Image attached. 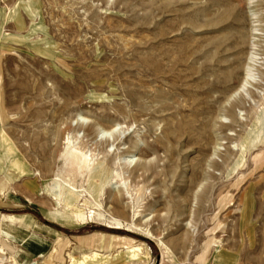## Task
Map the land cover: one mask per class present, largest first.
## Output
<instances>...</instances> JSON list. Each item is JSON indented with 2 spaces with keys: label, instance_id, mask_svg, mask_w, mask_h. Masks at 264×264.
<instances>
[{
  "label": "rangeland",
  "instance_id": "obj_1",
  "mask_svg": "<svg viewBox=\"0 0 264 264\" xmlns=\"http://www.w3.org/2000/svg\"><path fill=\"white\" fill-rule=\"evenodd\" d=\"M230 7L242 123L225 91L204 95L233 51H198L234 32L198 19ZM77 117L138 141L131 163L113 147L92 184L73 174L67 147L103 158ZM1 135L0 264H264V0H0ZM57 177L71 202L52 197Z\"/></svg>",
  "mask_w": 264,
  "mask_h": 264
},
{
  "label": "bare ground",
  "instance_id": "obj_2",
  "mask_svg": "<svg viewBox=\"0 0 264 264\" xmlns=\"http://www.w3.org/2000/svg\"><path fill=\"white\" fill-rule=\"evenodd\" d=\"M239 15L240 14H238L237 11H234V9L232 7H230L228 9V11H224L223 10L220 13H218V15H215V16L206 15V16H208L207 18L198 19V21H197L198 22L197 23V27H199V28H207V27H209V28L216 27L217 28L219 26L228 25L229 24L231 29L234 31L232 35H230L226 40H223V41L222 40L216 41L214 37H210L209 39H207V43L203 44V42H205L206 39H202L200 41L199 48H198L199 58H201L203 61H205L207 59V55H208V52H206L207 50L205 49L207 44H209V45L213 44V48L215 50L219 49L217 51V53L221 52L222 50H227V49L228 50L230 49V50L233 51L232 52V55H233L232 58L229 61H227L226 64H217L216 70L213 71V75L215 77H214V79H212L213 80L212 82H214V83H213L212 87L210 86L211 88L207 89L206 93L204 94L205 95V99H208L211 96V94H213L215 92L225 91L224 94H222V97H223L222 99L224 100V104L227 105V108H225L224 110L232 118L231 119L232 123H234V122L242 123V121H243L242 120L243 118H241L242 117V113L236 112L235 111L236 110L235 106L237 104H244L245 97H244L242 92L247 87L246 86L247 83L250 82L249 77H248L247 73L245 72V70H244V72H241L239 76H237V70L241 67L240 66L241 64L238 61L239 60L238 59V57H239L238 55L241 52V49L239 50L238 48H239V45L243 41V39L237 34V32H239V30H240V28H238V26L240 25V22H239V20H240L239 17L240 16ZM221 45H223V46L221 47ZM244 52H246V51H244ZM246 56H247V53H246ZM148 63L152 67L157 66V62H155V60H151ZM202 68H205V66H203ZM234 78H237L236 82L234 84L230 85V81L232 79H234ZM208 100H210V99H208ZM203 106H205V105H203ZM210 110H209V106H208V109L206 107H200L198 109V111L194 110V111H196L198 113V115L196 117L193 115L195 117L193 122L194 123H198L199 127L201 128V126L204 123L203 122L204 120H202V119H204L205 117H209L208 115H209ZM257 119L258 118L256 117L255 120H254L255 126H260L262 121H260V119L259 120H257ZM77 123L80 124L81 127H83V120L82 119H79L77 117ZM99 126L100 127L94 128V125H86L85 127H83V133L87 132L88 135L91 136L92 144L93 143L97 144L98 151H99V149H101L100 153L103 154V155H101V156H103V158L101 157V159H98V158L94 159L93 157H87L80 150H78L77 147H73V146L72 147H67V149H66V153H68L70 156H72V157H74L76 159L75 163L73 162V164H72V173L77 175L79 173L83 174V172H86L87 173V180H89L91 182V184L93 183V178L94 177L97 178V177L101 176V174L104 172L105 165H103V164H105L106 161H108L109 158L111 157V155L109 154L111 148L114 147L113 151H117L120 154L123 153L121 155V158H120V160H121V162H119L120 164H123V165H125V164L127 165L128 164L129 165L131 163V160L134 157V154H136V153H134V151L138 149V144H139L138 141H134V142H132V150L129 149V147H126L124 149L123 147L125 145L123 146V144H125V142L128 140L127 136L124 134V130L123 131H116L117 130L116 125H111V126H109V128H104L101 124ZM79 130H80V128H79ZM187 131H188L189 135L193 134V130L192 129H187ZM200 135H201V137L202 136L203 137L207 136V130L202 127L201 131H200ZM228 135H231V134H228ZM79 137H80V135L76 134V138H75L76 141H77V138H79ZM0 139H2V141H3L2 135L0 136ZM85 141L87 142V139ZM85 141H84V144H86ZM73 142H71V143H73ZM81 143L83 145V142H81ZM215 144L218 145L219 143L216 142ZM76 145H78V144H76ZM202 145H204V143H202ZM89 146H90V144H89ZM217 149L218 148L214 146L212 148V151H211L210 154L211 155L214 154ZM241 149H243V146L241 147ZM90 150H91V148H90ZM232 150H233V147H232ZM112 154H114V153H112ZM117 157H120V156L117 155ZM115 163L116 162L114 160L112 162V164H115ZM139 167L140 168H146V165L145 164H140ZM46 169H47V166H42V170L44 172H46ZM133 170L134 169H131V171H133ZM60 182H61V180L57 177L56 180H55V184H54V188L56 186L57 189H56V191L53 192L52 197H54L56 201H60V200L62 201V200L66 199V200H69L71 202V200H73V197L68 196V195L67 196L64 195L63 187H62V184ZM66 191H68V190H66ZM4 218L8 219L12 223L11 216L6 215V216H4ZM8 229H11V225H8ZM148 236L156 243V245L158 247H160L161 249L164 248L165 250H168L167 245L163 241H161L160 238H158V237L155 238L150 233H148ZM126 241L131 242L130 240H126ZM141 244L143 245L142 242H141ZM135 249L137 250V248H135ZM91 255L93 257L97 256L96 253H92ZM133 255L134 254H132V256ZM11 262H12V264H16V261L13 258L11 259Z\"/></svg>",
  "mask_w": 264,
  "mask_h": 264
},
{
  "label": "crops",
  "instance_id": "obj_3",
  "mask_svg": "<svg viewBox=\"0 0 264 264\" xmlns=\"http://www.w3.org/2000/svg\"><path fill=\"white\" fill-rule=\"evenodd\" d=\"M0 215H9V214H3V213H0ZM23 216V215H22ZM96 233V232H95ZM98 233V232H97ZM100 234V233H99Z\"/></svg>",
  "mask_w": 264,
  "mask_h": 264
}]
</instances>
